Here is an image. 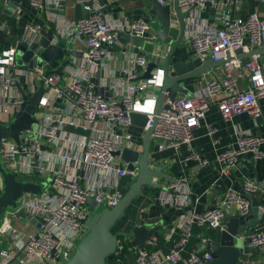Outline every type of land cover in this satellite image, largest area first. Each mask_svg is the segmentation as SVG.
Listing matches in <instances>:
<instances>
[{
  "label": "built area",
  "instance_id": "built-area-1",
  "mask_svg": "<svg viewBox=\"0 0 264 264\" xmlns=\"http://www.w3.org/2000/svg\"><path fill=\"white\" fill-rule=\"evenodd\" d=\"M63 1L29 0L31 6L42 12L59 7ZM78 1L87 14L66 19L51 13L48 17L53 23L49 44L69 43V61L60 72L45 74L47 62L39 60V56L36 70L23 68L18 63L21 45L28 48L41 41L39 24L27 22L14 44L0 51V123H9L22 108L26 92L19 86L21 76L26 79L24 85L28 92L37 90L33 84L35 78L42 79L44 87L34 115L35 127L33 124L23 131L19 142L3 138L0 145L4 165L17 179L25 178L42 185L40 194L24 193L17 209L5 211L0 239H5L8 247H0V264L66 262L74 253L75 241L87 232L86 221L93 212L89 198L111 208L124 194L122 181L134 180L138 174V160L132 161L130 169L116 152L133 144L129 131L131 112L147 113V126L153 120L157 98L154 90L161 89L164 70L162 62H155L151 76L137 79V70L151 61L141 49L132 54L126 52L129 65L121 70L123 77H112L110 49L122 35L155 41L157 27L152 25L157 19L114 18L97 0ZM252 1L254 10L241 15L236 6L243 0H178L179 8L185 13L183 44L192 57L203 61L211 56L225 61L219 65V71L213 68L202 72L211 77L191 95L171 97L166 91L151 132L158 151L185 147L189 150L187 158L207 164V159H200L191 149L194 131L204 121L214 100L225 121L241 114L254 119L261 116L264 62L260 59L264 53L252 51L264 48V10L261 8L264 0ZM209 8L216 11L212 19L205 14ZM172 25L177 28V21ZM239 49L250 53L247 60L238 57ZM98 86L109 89L110 96L99 92ZM56 100L63 102V108L54 105ZM147 103L149 106L144 107ZM207 127L209 133L215 132L213 126ZM262 141L261 136L241 132L234 144L217 154L221 172L228 174L246 153L254 159L260 158ZM1 187L0 179V191ZM243 187L247 193L258 189L252 180L244 181ZM159 200L163 204L187 207L191 192L184 178L171 180ZM250 202L249 197L229 188L217 205L202 212L193 208L182 212L176 223L178 238L168 251L139 249L135 264H204L217 249V242L211 234L202 233L198 249L187 252L193 227L202 230L222 227L229 208L244 214ZM19 209L35 217L38 224L24 221L30 230L17 227ZM234 240L242 246L248 244L264 251V230H253L250 234L239 232ZM151 242H156V236H151ZM119 247H123L120 242ZM242 260L239 259V264Z\"/></svg>",
  "mask_w": 264,
  "mask_h": 264
},
{
  "label": "crops",
  "instance_id": "crops-1",
  "mask_svg": "<svg viewBox=\"0 0 264 264\" xmlns=\"http://www.w3.org/2000/svg\"><path fill=\"white\" fill-rule=\"evenodd\" d=\"M104 5V10L107 14L114 18H129L135 19L140 16H146L148 10V2L146 0H97ZM172 1V0H168ZM254 3L252 0H243L241 5L236 6L237 13L245 15L254 10ZM264 10V5L261 6ZM59 14L63 18L70 19L87 14L83 4L78 0H64L59 7L53 9L49 8L44 12L31 6L29 0H0V27L4 30L7 28L5 34L9 44H14L16 37L23 32L24 25L27 22L39 24L42 27V43L47 34H50V27L53 23L49 20V15ZM210 16V19L216 14V11L209 8L205 12ZM148 17V16H147ZM154 18L155 16L149 15ZM156 18V17H155ZM15 21L16 32L13 34L11 27L7 25V20ZM157 19V18H156ZM176 21L175 16L172 17V23ZM174 26V25H172ZM175 34L171 33L173 37L177 35V28ZM153 41L147 39H134L129 36L122 35L118 42L111 47L112 58L110 60V71L112 77L122 78L121 70L129 65L128 54L140 51L148 55L151 61L161 63L168 48L166 45H156V47H149ZM9 47V46H8ZM140 48V49H139ZM185 44H181L175 51L174 59L190 58L192 54L187 50ZM65 57L58 62L61 64ZM18 63L23 68L36 70L34 67L24 66L21 59L18 57ZM46 69L51 66L47 63ZM146 67L140 68L138 71V78H142ZM215 71L220 70V66L214 68ZM152 72V71H151ZM210 74L200 73L199 75L186 79L184 85L194 92L201 89L206 81L210 78ZM39 79H34L35 88L39 87ZM26 79L21 76L19 79V86L26 92ZM99 92H104L106 96H110V91L106 87L98 86ZM160 90H154V93L159 94ZM261 116L254 119L246 114H241L234 117L231 121H225L217 108V102L214 100L210 104V109L206 113L204 121L194 131V138L192 141V149L199 156L200 159H207L205 165H201L198 159L187 158L189 150L185 147L174 149L167 147L162 151L155 148L156 141L152 138L150 142V164L152 166L164 167V172L169 175V179L156 178L155 181L160 184L159 187L144 186L140 195L136 196L129 206L125 209L123 215L117 219L112 227L113 232L130 233L131 229L136 224L146 225L148 228H155L158 232L156 242L147 241L146 249L161 250L167 252L171 247L174 239L178 238L179 230L176 227L177 220L180 214L188 209H195L197 212H202L207 208L217 205L223 198L225 191L232 188L242 195L249 197L250 201L253 197L261 201L259 210L264 212V100H260ZM54 105L58 108H63V102L56 100ZM215 128V132L209 133L207 125ZM75 130V129H74ZM83 132L82 130H77ZM132 134L133 144L131 149L142 151V140L144 136V129L133 125L129 128ZM251 132L255 135L263 137L260 148L262 155L260 158L254 159L250 153L241 156L236 166L228 174L221 172V162L217 160V154L224 148L234 144L237 136L241 132ZM120 161L125 163L120 157ZM184 178V182L191 192V202L187 207H178L175 204H163L159 200V195L164 191L165 186L173 179ZM125 178L122 181L121 189H127V181ZM252 180L258 189L253 193H247L243 187L244 181ZM234 208L227 210V215L234 213ZM16 225L20 229L30 230L31 227L24 222V220L17 219ZM115 228V229H114ZM252 230H264V221L255 225ZM197 231L198 238L194 242H189L186 251L198 249V242L202 233H209L216 239V229L202 230L198 226L193 227V232ZM193 234V233H192ZM155 236V235H152ZM120 243H130V239L122 237ZM122 245V244H121ZM131 245V244H130ZM1 247H8L5 239H0ZM139 249L129 246L126 255V263L135 264V254ZM185 252V255L187 254ZM119 253V252H118ZM131 256V257H130ZM241 264H264V251L259 250L252 255L243 258Z\"/></svg>",
  "mask_w": 264,
  "mask_h": 264
},
{
  "label": "water",
  "instance_id": "water-1",
  "mask_svg": "<svg viewBox=\"0 0 264 264\" xmlns=\"http://www.w3.org/2000/svg\"><path fill=\"white\" fill-rule=\"evenodd\" d=\"M148 10L146 16H155L159 22L155 30V35L159 39L160 45H166L168 48L162 61L164 78L160 92L156 98L153 120L148 124V115L145 112L133 111L130 113V120L133 125L144 129L142 140V151L131 148H123L116 152L126 164L132 169V161L138 160V174L134 180L127 181V189L117 205L108 208L102 204H97L93 198H89L92 214L86 221L87 232L85 235L75 241V250L69 260L62 264H106L112 260L117 252L121 254L126 252L124 247H119L118 235H123L130 239V244L140 250L146 249L147 241H151V236L158 235L155 228H148L143 224H136L132 227L130 233L113 232L112 227L119 219L131 201L141 194L144 186L159 187L160 184L155 181L156 178L169 179V175L164 172L165 165L156 167L150 164V142L151 132L156 122V115L163 106V99L166 91L171 97L181 95H191L192 92L184 85V81L193 78L205 71L219 66L225 60H214L208 56L203 61L199 57L174 59L175 51L183 43L184 35V16L185 13L179 8L178 0L160 3L158 0H146ZM177 21V35L173 37L170 33L172 27V17ZM6 31L7 28H4ZM50 34L42 42H36L31 47L21 45L18 50V57L21 64L28 67H38L39 60L47 62L51 68L45 69V74L60 72L62 67L69 61V43L59 42L56 45L49 44ZM143 39V38H137ZM252 52L264 53V48H258ZM238 57L244 60L248 59L250 53H243L237 50ZM65 57L60 64L58 60ZM229 58V57H228ZM264 62V56L260 59ZM156 66L154 61L148 62L142 78L151 76V70ZM39 87L35 92L24 94V103L22 108L16 113L15 117L7 124L0 123V145L3 138H11L15 142L20 141V135L23 131L31 128L36 123L34 117L38 110V103L44 91L43 80L39 79ZM0 179L2 183L0 191V225L4 220L6 210H15L19 206L20 197L27 192L40 194L42 185L37 181L28 179H17L15 173L7 169L3 159L0 156ZM261 201L252 198L249 210L240 214L234 212L226 216L222 221V227L216 228L217 249L212 253L210 259L204 264H239V259L252 255L259 251L258 247H252L248 244L241 245L234 240V235L239 232L247 231L252 233V228L264 221V212L259 210ZM17 216L24 221L38 224V221L32 215L26 214L23 209L17 210ZM1 247V246H0Z\"/></svg>",
  "mask_w": 264,
  "mask_h": 264
},
{
  "label": "trees",
  "instance_id": "trees-1",
  "mask_svg": "<svg viewBox=\"0 0 264 264\" xmlns=\"http://www.w3.org/2000/svg\"><path fill=\"white\" fill-rule=\"evenodd\" d=\"M7 21H8L7 25H8L9 27H11V29H12L13 26H14V28L12 29V32H13V34H14V33L16 32L15 21H14V20H10V19L7 20ZM8 46H9V42H8V40H7V35L5 34L4 30L0 27V51H1L2 49H6V48H8ZM122 237H123V235H118V239H119V240H120ZM197 238H198V236H197V231H195V232H193V234H192V236H191L189 242H190V243H191V242H194ZM119 242H120V241H119ZM121 244H122V246H123V247L125 248V250H126L125 253H127V252H128V249H129V246H131L130 243L128 242V243L123 244V242H122ZM188 246H189V244H188ZM135 255H136V254H135ZM124 263H126V255H125V254H121L120 252L117 253V254L115 255V257H114L112 260L106 262V264H124Z\"/></svg>",
  "mask_w": 264,
  "mask_h": 264
},
{
  "label": "rangeland",
  "instance_id": "rangeland-1",
  "mask_svg": "<svg viewBox=\"0 0 264 264\" xmlns=\"http://www.w3.org/2000/svg\"><path fill=\"white\" fill-rule=\"evenodd\" d=\"M155 18V17H154ZM156 19V18H155ZM158 22H157V20L154 22V24L152 25L153 27H158ZM170 31H171V33H173V34H175V28H174V26H172L171 27V29H170ZM11 44H9V46H10ZM156 45H160V42H159V39L157 38L155 41H153L151 44H150V46L149 47H156ZM33 127H35V124L33 125ZM19 179H24V178H20L19 177ZM115 229V228H114ZM131 257V256H130Z\"/></svg>",
  "mask_w": 264,
  "mask_h": 264
},
{
  "label": "bare ground",
  "instance_id": "bare-ground-1",
  "mask_svg": "<svg viewBox=\"0 0 264 264\" xmlns=\"http://www.w3.org/2000/svg\"><path fill=\"white\" fill-rule=\"evenodd\" d=\"M144 107H147V106H149V103H147V104H145V105H143Z\"/></svg>",
  "mask_w": 264,
  "mask_h": 264
}]
</instances>
